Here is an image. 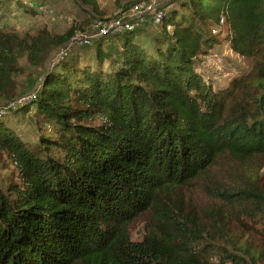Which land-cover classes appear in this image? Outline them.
Instances as JSON below:
<instances>
[{
    "label": "trees",
    "instance_id": "obj_1",
    "mask_svg": "<svg viewBox=\"0 0 264 264\" xmlns=\"http://www.w3.org/2000/svg\"><path fill=\"white\" fill-rule=\"evenodd\" d=\"M73 1L100 16L91 21L130 7L104 17L96 0ZM10 2L34 12L23 0H0V11ZM159 10L158 25L73 47L32 102L0 114V155L12 169L0 182V264H245L214 249L215 233L229 237L226 214L264 236V0ZM149 23L156 35L144 46L137 38ZM84 29L20 38L0 28V98L14 97L20 57L41 66ZM109 38L118 48L105 55ZM220 43L254 60L250 76L211 81L200 58ZM31 108L46 127L36 142L13 122ZM193 184L221 204L201 209L207 229L185 213L182 191ZM141 217L144 234L133 240Z\"/></svg>",
    "mask_w": 264,
    "mask_h": 264
},
{
    "label": "rangeland",
    "instance_id": "obj_2",
    "mask_svg": "<svg viewBox=\"0 0 264 264\" xmlns=\"http://www.w3.org/2000/svg\"><path fill=\"white\" fill-rule=\"evenodd\" d=\"M99 9L104 13V17H112L113 13H120L126 4L130 5L139 3L142 0H121L117 4L116 0H96ZM179 0H156V9H166L167 7H178ZM23 7L29 9L33 6V11L26 12L19 5L13 2L7 3L4 11H0V28L4 31L16 32L20 38L35 36L41 30H47L52 35H61L67 31L74 24L85 27V31L94 17H100L98 15L91 14L88 8L84 10L74 3L73 0H45L41 6L47 8L49 11L47 14H37L36 8L40 5H32L29 0H23ZM127 8V9H128ZM128 9V10H129ZM30 10V9H29ZM117 11V12H116ZM127 11V10H126ZM124 13V12H123ZM122 14V13H121ZM155 26L149 23L141 31L142 34L138 36V42L146 46L149 44V37L156 35ZM171 31V29H169ZM153 32V34H152ZM83 33V31H82ZM150 34V35H149ZM105 55L115 53L118 44L114 38H109L104 44ZM62 48H52L50 53L41 66H31L26 57H20L18 59V65L21 69L19 75L15 77V93L14 97L23 96L26 94H35L39 88L45 71L56 62L59 57ZM77 50V49H74ZM202 66L205 69L207 76L211 81L219 87H226L233 80L246 79L254 71V60L252 58L242 57L233 52L226 43H220L213 49L207 51L204 58H200ZM264 79V75L260 77ZM6 99L0 98V104L4 103ZM1 109V107H0ZM31 112H27L25 117H19V122H15L16 129L25 135L28 139L36 142L38 140L37 131L38 128H46L40 124L36 118L32 117L34 108H31ZM17 120V119H16ZM11 166L5 160L4 155H0V182L7 180L8 175L11 172ZM264 175V168L262 170ZM182 194L186 197L187 205L185 207V213L190 216L191 219L196 218L197 221H202L206 225L207 219L202 215L201 209L210 207L212 204L221 205L217 201L210 199L206 193L205 186L201 184H193L186 187ZM192 202V206H190ZM228 219L227 230L230 231L227 240L224 239L222 233H215V238L212 243L217 253H222L223 250H227L229 253L235 254L241 258L245 264H264V236L257 232H248L233 217L228 214L225 215ZM130 235L133 240H140L144 234V218L141 217L134 221L130 228ZM225 231V230H223ZM228 241L233 242L234 246ZM248 246L250 253L245 254L238 251L237 248L245 249ZM261 256L259 257V253ZM216 263L218 262V256H215ZM223 264H231L229 261Z\"/></svg>",
    "mask_w": 264,
    "mask_h": 264
},
{
    "label": "built area",
    "instance_id": "obj_3",
    "mask_svg": "<svg viewBox=\"0 0 264 264\" xmlns=\"http://www.w3.org/2000/svg\"><path fill=\"white\" fill-rule=\"evenodd\" d=\"M49 11L43 6L36 8L37 14H47ZM162 19V11L156 9V0H142L135 3L128 10V13H122L114 18H97L90 22L87 31L75 34L63 47L59 57L69 53L73 47H82L90 45L94 40L103 37H116L124 32H130L141 28L147 21L154 25L160 24ZM223 24V19L220 20L219 26H214L211 29L212 34H215L220 25ZM36 94V93H35ZM35 94H26L23 96L12 98L0 104V114H4L15 108L30 103L35 99Z\"/></svg>",
    "mask_w": 264,
    "mask_h": 264
},
{
    "label": "crops",
    "instance_id": "obj_4",
    "mask_svg": "<svg viewBox=\"0 0 264 264\" xmlns=\"http://www.w3.org/2000/svg\"><path fill=\"white\" fill-rule=\"evenodd\" d=\"M126 13H128V11H127V12H125L124 14H126Z\"/></svg>",
    "mask_w": 264,
    "mask_h": 264
}]
</instances>
